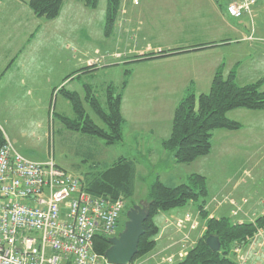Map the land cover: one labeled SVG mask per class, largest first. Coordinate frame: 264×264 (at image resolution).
I'll return each instance as SVG.
<instances>
[{"label": "rangeland", "instance_id": "1", "mask_svg": "<svg viewBox=\"0 0 264 264\" xmlns=\"http://www.w3.org/2000/svg\"><path fill=\"white\" fill-rule=\"evenodd\" d=\"M121 1L123 2V0ZM203 1L198 13L210 12V6ZM122 2L113 20V25L116 22L117 16L122 12ZM84 7L82 4L83 9ZM148 7L151 10L153 9V13L158 12L159 6L154 5V0H149ZM107 8L108 0H99L96 8L88 7V10H85L87 15L91 14L94 17L92 21L88 18V23L86 22L88 24V31L91 30L89 39L86 41L84 37H81L73 40V43L84 42L87 44L88 42V53L91 49L92 52L94 50L97 52L96 48H101L102 51L100 52L98 50L97 57L91 60L89 59L87 67L82 68L85 66L83 64L85 59L83 49L80 53H75L73 47L70 61L67 60L68 53L64 57L60 51H50L47 56L50 65L55 62L57 73L62 70V74L73 73L71 75L72 77L75 75L74 72L78 70L77 74H81L80 78L72 84H69L68 87L69 89L79 90V96L85 108V115L89 116L101 127H105V124L91 108L86 84L90 85L92 94L101 102L104 109H107V101H105L107 88L112 86L118 91L121 89L124 91L129 86V81L135 79L136 82L130 85L124 97V114L128 120L126 121V125H123V139L110 146L98 136H91L65 127L59 118L60 115H57L59 111H21L18 117H24L22 118L23 123L15 125L14 128L8 127L12 129L14 136L18 135L17 140L22 144L19 150L22 154L24 153L25 156L35 161H45L52 157L57 165L81 179L106 170L120 156L134 159L137 172L134 195L126 200L129 209L134 205H147L149 188L158 177L169 185H177L186 182L191 173L202 172L207 177L209 190H212L213 186L219 185L220 182L228 178L230 185L225 191L216 190L215 193L209 194L208 199L211 203V209L209 211L219 216L231 214L235 221L238 219L254 221L264 211V111H248L246 108L230 111L227 116L232 120L240 122L242 128L239 130L215 131L212 139L213 149L208 156L198 158V160L191 164L177 165L171 160L172 158L169 159V156L166 154L167 151L162 149L161 136L163 134H169L173 110L186 93H180L178 91L172 92L166 89L157 90L156 88L152 89L149 85L145 86V80L151 82L150 80L154 77L157 78L161 70H165L167 67L147 64L149 62H143L142 64L136 63V60H139L138 58L143 56L141 54V56L136 54L134 56L132 54L131 60H128L130 62H125L127 61L124 58L126 54H123L127 48H131L135 44L139 46L145 45L147 43L146 39L153 45L163 44L157 43L156 36L157 34H161L166 39L164 35L167 32L165 31L166 33H164L160 19L155 21L149 18L148 15L147 19L144 20V26H142L143 31L141 34L134 35L132 39L128 38L130 30L127 31L124 29L122 31L126 26H118V23L114 36L111 34L112 29L111 32L107 33L106 26H104V35L102 36L99 32V22L101 15L103 17L105 16ZM92 9H94V12ZM151 10L147 12L150 13ZM57 19L51 21H56ZM105 22L106 20H104ZM233 22L242 30H245L247 34H256V36L258 34L264 35V0H260L252 17L233 18ZM135 24L136 22H133V28ZM44 27L46 30H50L56 27V25L49 22ZM122 33L123 35H121ZM192 36L194 37V35ZM90 43L93 44V47L90 46ZM260 44L259 42H242L239 45L227 46L228 48H224L223 54L226 65L231 66L233 60L237 58L238 60L243 59L245 67L251 66L255 62L257 56L256 49L259 48L258 45ZM58 46L56 44L55 48ZM159 51L161 50L156 51V53ZM219 51L221 52V50H217V52ZM80 58L81 61L79 62L78 59ZM171 68L175 70L174 64L171 65ZM252 74L238 77L237 82L239 84L255 82L256 72ZM125 78H127V83L123 87ZM189 86L195 92V87L193 85ZM197 86L199 85L197 84ZM61 89L57 87L55 92L58 93ZM61 113L63 116L78 120L74 111ZM37 117L41 120L42 125L34 129ZM155 120L156 122L152 123ZM144 121L152 123L151 126L155 127L158 134H152L150 137V132L148 134L143 133L142 141L141 139L138 141L134 139L137 137V133L129 126L128 122L133 124L134 127H137L138 124L140 125ZM0 128H2L1 125ZM23 130L25 134L21 133ZM146 135H148V138ZM6 136H8L7 133ZM237 177L240 179L239 183H235L238 180L236 179ZM249 180L250 182L252 180V187L254 189L257 188L256 190L260 192L259 194H255L245 188L242 182ZM209 186H212L211 189ZM182 211L173 212L174 215L171 217V221L174 222L172 225H174L175 230L181 233L182 236L177 241V244L187 246L189 244L188 242L191 241V225L187 221L181 227L178 222L184 221L187 215L195 214L197 210L191 204L188 209H184L187 213L178 215ZM168 214V217L170 215L172 216V212ZM163 215L161 213L155 217L159 225L165 222L167 215ZM122 220L125 225L127 220L126 211L122 213ZM183 228H186V230ZM259 229H261L260 232L262 233L256 241L257 246H255V250L249 254L250 261H248V264H264V227ZM166 236L167 232L165 233L163 230L158 247L167 242ZM251 250L244 249L243 252L249 253ZM164 252L165 250L157 251L154 248L151 252L139 256L133 259V261L135 260L134 263H142L155 256L158 260L157 257L164 254ZM172 255L175 256V254Z\"/></svg>", "mask_w": 264, "mask_h": 264}, {"label": "crops", "instance_id": "2", "mask_svg": "<svg viewBox=\"0 0 264 264\" xmlns=\"http://www.w3.org/2000/svg\"><path fill=\"white\" fill-rule=\"evenodd\" d=\"M28 1L29 0H0V125L2 126V128H0V133H4L5 135L7 133L9 139L11 138L10 140L18 151H20L19 147L22 144L17 140L18 135L14 136V134H12V129L8 127L14 128L15 125L23 123L22 118L24 117H18L21 111H59L57 115H62L61 112L74 111L72 103L63 95L62 89L65 88L66 90L75 91L80 94L79 90L69 89L68 87L69 84H72L75 80L80 78L81 74H77L78 70L74 72L75 75L72 77L71 75H73V73L62 74V70L57 73L55 62L50 65L47 54H49L50 51H60L65 57L68 53L67 60L70 61L73 47L75 53H80L83 49L85 57L83 64L85 66L82 68H85L89 63V59L91 60L97 57L98 50L100 52L102 51L101 48L98 49L97 47V52H95V50L92 52L91 49L88 53V42L87 44L84 42L73 43L74 39H79L81 37H84L86 41H88L91 33V30L88 31L87 23L88 18L92 21L94 17L91 14L87 15L85 10L88 7L84 4L83 0H65L60 14L56 17L58 18L56 21H51L56 18L44 19L37 16L32 11ZM202 1L203 0H154V5L159 6V9L157 8L158 12L154 13L153 9L151 10L148 7L149 0H138L137 3L134 2V0L121 1L122 12L117 16L116 22L112 26L111 34L113 36L116 33L115 28L117 23L118 26L127 27H124L122 31H124V29L127 31L130 30L129 39L134 38V35L141 34L144 20L147 19L148 15L149 18L155 21L160 19L164 33L167 32L164 35L166 39H164L161 34H157L156 36L157 43L163 44L153 45L146 39L147 43L143 46L135 44L131 48H127L123 52L124 55L126 54L124 58H126L127 61L124 60L125 62H130L128 60H131L134 54L146 56L150 53H156L158 50L176 48L183 50L187 49V52L183 53L136 61V63L139 64L149 62L147 64L167 67V69L161 70L157 78L154 77L150 80L151 82L145 80V86L149 85L152 89L156 88L157 90L166 89L172 92L178 91L180 93H186L189 89H192L189 85H193L197 94L208 92L211 88L213 77L219 67L223 68L225 74H228L233 69L236 70L237 78L240 76L253 75L252 73L256 72L255 81L264 80V35L258 34V36H256V34H247L245 30H242L233 22V17L229 16L226 12V5L230 0H204L203 2L210 6L211 11L208 13H198ZM259 2L260 0H258L257 5ZM82 4L85 6L84 9L82 8ZM149 10H151L150 13L147 12ZM92 11L94 12V9H92ZM105 17L106 14L104 17L101 15L99 22V32L102 36L104 35ZM67 19H69V21H67ZM49 22L55 24L56 27L46 30L44 26L49 24ZM133 22H136L134 28L132 27ZM135 30L137 31L135 32ZM255 33H257V31H255ZM121 35H123V33ZM192 35H194V37ZM242 42L261 43L258 45L259 48L256 49L257 56L255 62H253L251 66L245 67L243 59L238 60L235 58L233 64L227 66L224 58L225 56H223L224 48H228L227 46H232L234 44L239 45L242 44ZM56 44L59 45L57 48H55ZM205 44H210V46L202 50H195L196 47ZM90 46L93 47V44L90 43ZM217 50H221V52H217ZM78 60L80 62L81 58ZM133 64H131V66H133ZM173 64L175 70L171 68ZM135 82V79H133V81L131 79V81H129V86L123 91L122 113L125 118L124 125H126V121L128 120L124 114L125 93L130 85ZM197 84L199 86L196 87ZM57 87L62 88L58 93L55 92ZM248 111L264 110L248 109ZM36 119L34 129L42 125L41 120H39L38 117ZM130 122L132 123L131 120ZM130 122H128L129 126L137 133V137L134 139L138 141L140 139L142 141L143 133L148 134V132H150V137L152 134H158L155 127L151 126L156 120L152 123L144 121L142 124H138L137 127H134ZM169 130H171V126ZM21 133L25 134L24 130ZM168 135L163 134L161 139L163 140ZM146 137L148 138V135H146ZM166 154L169 156V159L172 158L171 160L176 163L173 155L169 151H167ZM176 164L178 165V163ZM193 173L205 175L202 172ZM236 179H238V177ZM239 181L240 179L235 183H239ZM242 183L247 190H251L255 194L260 193L256 190V187V189L252 187V180L251 182L249 180ZM229 185L230 181L226 178L220 182L219 185L215 187L211 186L213 189L209 191L210 193H215L216 190L225 191ZM207 209H211V203L207 206ZM175 210L160 212L158 214L160 215L162 213L164 214L163 216L167 215L162 225L157 223L160 230L156 238L157 243L155 246V250L157 251L165 250L164 254L159 255V257H157L158 260L155 256L146 262H138L135 264H167L164 259L172 254H175L176 258L180 260L198 241L199 237L205 231L204 221H201L200 228L196 232L193 231L190 233L191 241L188 242L189 244L187 246L177 244V241L181 239L182 236L181 233L175 230L174 225H172L174 222L171 221V217L174 215L173 212H180L182 210ZM170 212H172V216L170 215L168 217V213ZM209 212L210 215H215L212 211ZM184 213H187V211L183 210L178 215ZM242 220L243 219H238L236 221ZM183 229L186 230V228ZM163 230L165 233L167 232V242L158 247Z\"/></svg>", "mask_w": 264, "mask_h": 264}, {"label": "trees", "instance_id": "3", "mask_svg": "<svg viewBox=\"0 0 264 264\" xmlns=\"http://www.w3.org/2000/svg\"><path fill=\"white\" fill-rule=\"evenodd\" d=\"M64 1L29 0L28 3L37 16L54 19L59 15ZM83 2L88 7L96 8L99 0H83ZM120 4L121 0H108L105 17L107 33L111 32ZM208 46L210 44L201 45L195 50H202ZM183 52H187V49L161 50L138 59L160 58ZM126 83L127 78L124 79L123 87ZM263 83V80H257L239 84L236 70L233 69L225 74L223 68L219 67L208 92L197 94L189 89L178 102L173 113L170 133L162 140L163 149L169 151L178 164H191L198 158L208 156L213 149L212 139L215 131L242 128L240 122L227 116L230 111L239 108L264 110ZM86 85L91 108L104 122L105 127L99 126L85 115V108L77 92L65 88L62 89V93L72 103L78 120L63 115L59 118L68 129L98 136L107 145H114L123 139L125 122L122 113L123 90L118 91L109 86L105 93L107 109H104L101 102L92 94L90 85ZM3 141L4 136L0 133V146ZM136 172L135 160L120 156L106 170L82 180L86 189L93 194H106L111 198L122 197L126 201L134 195ZM209 194L205 175L192 173L186 182L177 185H169L158 177L149 188L147 204L150 216L144 223L145 232L140 239L138 253L134 259L155 248L160 230L155 217L160 212L184 210L192 204L200 214L201 221H204L205 231L187 254L173 264H237L234 248L238 245H246L248 239L254 236L259 228L264 227V211L254 221H235L231 215H210L207 209L210 204ZM128 210L126 203L125 211ZM123 220L121 217L119 232L124 227ZM211 235L219 237L221 242L219 251H214L207 244L206 240ZM94 244L95 250L104 254L110 246L109 238L97 234ZM134 261L131 264H135Z\"/></svg>", "mask_w": 264, "mask_h": 264}, {"label": "built area", "instance_id": "4", "mask_svg": "<svg viewBox=\"0 0 264 264\" xmlns=\"http://www.w3.org/2000/svg\"><path fill=\"white\" fill-rule=\"evenodd\" d=\"M257 3L230 0L226 12L233 18L252 17ZM125 209L124 198L89 192L81 178L61 168L52 157L30 159L4 135L0 146V264H109L95 250V237L117 236ZM187 221L190 232L197 231L200 214L187 215L178 224L183 227ZM260 230L246 245L234 248L237 264H248ZM244 249L253 250L244 253ZM164 261L173 264L179 259L171 255Z\"/></svg>", "mask_w": 264, "mask_h": 264}, {"label": "water", "instance_id": "5", "mask_svg": "<svg viewBox=\"0 0 264 264\" xmlns=\"http://www.w3.org/2000/svg\"><path fill=\"white\" fill-rule=\"evenodd\" d=\"M126 216L123 230L117 236L109 238L110 246L104 253L109 264H131L138 253L139 242L145 232L144 223L150 216L149 206L134 205L126 212ZM206 242L214 251L221 248L218 236L211 235Z\"/></svg>", "mask_w": 264, "mask_h": 264}]
</instances>
